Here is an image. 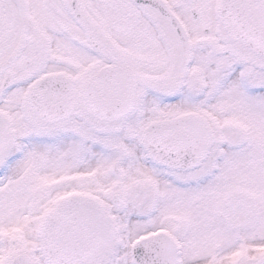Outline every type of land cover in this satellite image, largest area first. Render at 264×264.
I'll use <instances>...</instances> for the list:
<instances>
[{
    "label": "snow or ice",
    "instance_id": "6c2138e0",
    "mask_svg": "<svg viewBox=\"0 0 264 264\" xmlns=\"http://www.w3.org/2000/svg\"><path fill=\"white\" fill-rule=\"evenodd\" d=\"M0 264H264V0H0Z\"/></svg>",
    "mask_w": 264,
    "mask_h": 264
}]
</instances>
